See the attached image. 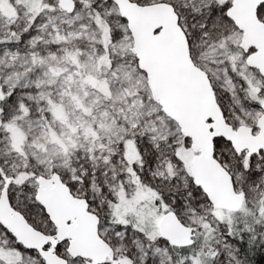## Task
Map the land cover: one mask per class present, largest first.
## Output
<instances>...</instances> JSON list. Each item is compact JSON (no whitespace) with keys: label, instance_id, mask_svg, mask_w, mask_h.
Masks as SVG:
<instances>
[{"label":"snow or ice","instance_id":"6c2138e0","mask_svg":"<svg viewBox=\"0 0 264 264\" xmlns=\"http://www.w3.org/2000/svg\"><path fill=\"white\" fill-rule=\"evenodd\" d=\"M0 264H264V0H0Z\"/></svg>","mask_w":264,"mask_h":264}]
</instances>
